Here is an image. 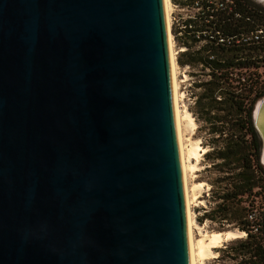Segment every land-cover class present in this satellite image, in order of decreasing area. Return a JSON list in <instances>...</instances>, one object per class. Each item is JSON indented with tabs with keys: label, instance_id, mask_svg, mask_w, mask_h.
<instances>
[{
	"label": "water",
	"instance_id": "1",
	"mask_svg": "<svg viewBox=\"0 0 264 264\" xmlns=\"http://www.w3.org/2000/svg\"><path fill=\"white\" fill-rule=\"evenodd\" d=\"M0 264H192L163 0H0Z\"/></svg>",
	"mask_w": 264,
	"mask_h": 264
},
{
	"label": "trees",
	"instance_id": "2",
	"mask_svg": "<svg viewBox=\"0 0 264 264\" xmlns=\"http://www.w3.org/2000/svg\"><path fill=\"white\" fill-rule=\"evenodd\" d=\"M194 2L182 0L180 4ZM199 5L195 17L188 21L193 22L196 30L206 33L201 36L204 42L193 50L195 42L189 39L188 30H185L180 40L187 49L179 52L177 62L181 66L200 65L208 71L205 80L195 83L199 90L190 111L200 123L199 127L211 136L212 149L205 156L211 157L213 167L222 173L215 181L222 185L224 191L218 196L220 202L204 216L220 223H234L239 231H245V238L235 239L231 244L235 250L249 254L245 263L259 264L257 260L264 262V242L261 243L264 240V209L260 233L254 234L242 202L249 200L255 205L253 197L260 196L264 204L261 142L252 123L253 107L264 96L262 64L258 61L260 55L264 57V47L237 44L226 48L209 38L208 32L219 31L222 35L239 38L264 23V8L250 0H237L240 16L235 17L215 11L206 0H199ZM253 256L257 259L253 260Z\"/></svg>",
	"mask_w": 264,
	"mask_h": 264
},
{
	"label": "rangeland",
	"instance_id": "3",
	"mask_svg": "<svg viewBox=\"0 0 264 264\" xmlns=\"http://www.w3.org/2000/svg\"><path fill=\"white\" fill-rule=\"evenodd\" d=\"M171 1V11H170V31L172 35V41H173V49L175 50V56H176V77L179 82V91L181 93L180 96V103L190 111V107L193 106L194 99H195V93L198 92V88L195 87V83L199 82L200 80H205L207 78L206 73L208 72L206 69H202L200 65L195 66H181L177 62V57L179 54L180 47H186L181 44L180 38H177V36H174V33L176 32L175 24L172 23L173 17L178 16H192L196 12V8L190 6V3L188 4H180V1L182 0H170ZM184 1V0H183ZM253 4H256L260 7L264 8V0H251ZM179 37V36H178ZM203 42L201 43H194L192 46V49H198ZM178 52V53H177ZM261 72L264 74V65L261 66ZM264 78V77H263ZM261 79V78H260ZM191 112V111H190ZM192 114V113H191ZM194 117V116H193ZM195 119V117H194ZM196 126L192 128L189 126L186 122V120H182V134H183V143L185 150H188L191 148L192 145L195 146L198 142H200L202 148H205L207 151L211 150V142H210V134L204 129L200 128L196 120ZM206 151V152H207ZM205 151H202L200 160H199V169L192 173L190 171L187 172V185L189 190V196L191 198L190 207L191 210L194 212L195 219L198 223H200L204 229L208 232H224L228 230H239L237 226L234 223H220L218 221H212L208 216L205 217L204 214L206 213V210H208L210 207L216 205L218 202H220L219 195L223 193L224 188H222V185L220 183H217L215 181L216 177L221 176L222 173L216 170L213 167V159L211 157L205 156ZM205 183L203 186V190H201L199 201H196L192 198L191 195L194 194V186L197 183ZM261 197L257 196L255 199L256 204H262L261 203ZM203 201V203H201ZM193 237L195 238V242L200 239L198 231L193 229ZM235 239L227 240L229 243H233ZM224 242V241H223ZM223 242L221 244H223ZM218 249H214L215 251ZM212 263L211 259H206L203 264H209ZM210 263V264H211ZM202 264V263H199Z\"/></svg>",
	"mask_w": 264,
	"mask_h": 264
},
{
	"label": "bare ground",
	"instance_id": "4",
	"mask_svg": "<svg viewBox=\"0 0 264 264\" xmlns=\"http://www.w3.org/2000/svg\"><path fill=\"white\" fill-rule=\"evenodd\" d=\"M163 8L165 15V22L167 28V41H168V50H169V62H170V71H171V80H172V89H173V98H174V107H175V116H176V125H177V134H178V143H179V152H180V161H181V170H182V179H183V188H184V197H185V206H186V215H187V224H188V233H189V242H190V251H191V260L192 264L203 263L206 259H211L216 257V251L214 248H217L221 245L223 241L238 239L244 237V232L239 230H228L224 232H208L204 227L197 222L195 219V214L191 210L190 203L191 198L189 196L188 183H187V172L190 171L195 173L199 169V160L202 154V151H207L205 148H202L200 142L192 145L190 149L185 150L183 143V134L181 125L182 120H186L187 124L194 128L196 126L195 119L191 112L186 108V106L180 103L181 93L179 91V82L176 77V56L175 50L173 49L172 35L170 32V11L172 8L170 0H163ZM181 51L185 50V47H180ZM204 152V153H205ZM205 183H197L194 186V194L191 195L192 198L196 201H199L200 191L203 190ZM203 203V201L201 202ZM193 229L197 230L200 236V239L195 242L193 237Z\"/></svg>",
	"mask_w": 264,
	"mask_h": 264
},
{
	"label": "built area",
	"instance_id": "5",
	"mask_svg": "<svg viewBox=\"0 0 264 264\" xmlns=\"http://www.w3.org/2000/svg\"><path fill=\"white\" fill-rule=\"evenodd\" d=\"M206 1H208L210 5L213 7V9L217 12H223L227 15H233L235 17L240 16L239 11H237V0H206ZM190 6L196 8L197 9L196 12H197L200 9L199 0H195L193 4H190ZM196 12L192 16H178L177 18L173 17L172 23H174L176 27V32L174 33V36H177V38H181L184 35V31L188 30L187 34L191 41H194L195 43L204 42V40L201 39V36H205L206 33L196 30L194 28L193 22L188 21V19L195 17ZM208 34H209V38L213 39L216 44L226 48L232 47L237 44H246V45L256 44L258 46L264 47V23L257 25L253 30L242 34L241 37L236 39L232 36L222 35L219 31H215L212 33L208 32ZM186 49L187 47H185V50ZM211 58H214V55H211ZM263 58L264 57L260 55L258 60L262 65H264V60H262ZM243 72H245V69L243 70ZM261 74H262L261 78H263L264 74L262 72ZM257 189L259 188H255V190ZM253 198L256 199L257 197L254 196ZM254 203L255 205L251 204L249 200L248 201L246 200L242 202V205L246 208L247 219L252 222L251 232L254 234H258L260 233V222L262 220L264 204L261 205H259L258 203L256 204V201H254ZM212 207H214V204ZM212 207L206 210V212L210 211ZM243 232H244V237L242 238H245L247 236V233L245 231ZM263 242L264 240H262L261 243ZM215 255H216L215 258H211L212 260V263L210 262L211 264H247L245 263V261L248 259L249 256V254L244 250H235L232 244L229 243L228 241H224L223 244H221L218 247ZM252 259L256 260L257 258L256 256H253ZM256 262H258L259 264H264V262L261 260H257Z\"/></svg>",
	"mask_w": 264,
	"mask_h": 264
}]
</instances>
